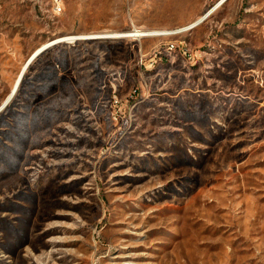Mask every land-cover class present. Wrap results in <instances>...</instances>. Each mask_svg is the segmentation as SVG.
<instances>
[{"label":"rangeland","instance_id":"374dc122","mask_svg":"<svg viewBox=\"0 0 264 264\" xmlns=\"http://www.w3.org/2000/svg\"><path fill=\"white\" fill-rule=\"evenodd\" d=\"M218 1L0 0V264H264V0L36 55Z\"/></svg>","mask_w":264,"mask_h":264},{"label":"bare ground","instance_id":"6f19581e","mask_svg":"<svg viewBox=\"0 0 264 264\" xmlns=\"http://www.w3.org/2000/svg\"><path fill=\"white\" fill-rule=\"evenodd\" d=\"M226 0H219L218 3L215 5V7L207 14H204L202 16H200L198 19H196L193 23H190L185 29L180 28V29H172V30H167V29H135L134 31H124V32H99V33H95L93 35L90 34H77V35H67V36H62V37H58L54 40H52V42H48L46 44H44L37 52L36 55L45 50L46 48L56 45L60 42H73L76 40H80V39H85V38H89V37H98V38H109V39H113V38H123V37H131V36H140V37H145V36H154V35H165V34H175L178 33L179 31L182 30H186L189 27H193L195 25L200 24L202 21H204V19L214 10H216L219 6H221ZM35 55V56H36ZM32 60V59H31ZM27 67V65H26ZM17 84V83H16ZM18 87H16L17 89ZM16 89H13V91L11 92V94L9 95V97L3 102L2 106L0 107V110L3 109L13 98L14 93L16 91Z\"/></svg>","mask_w":264,"mask_h":264},{"label":"built area","instance_id":"2783aa9c","mask_svg":"<svg viewBox=\"0 0 264 264\" xmlns=\"http://www.w3.org/2000/svg\"><path fill=\"white\" fill-rule=\"evenodd\" d=\"M50 7L54 10V13L60 14L64 10V0H49ZM174 44H171L170 47H174Z\"/></svg>","mask_w":264,"mask_h":264},{"label":"crops","instance_id":"0c3cea01","mask_svg":"<svg viewBox=\"0 0 264 264\" xmlns=\"http://www.w3.org/2000/svg\"><path fill=\"white\" fill-rule=\"evenodd\" d=\"M155 36V35H154Z\"/></svg>","mask_w":264,"mask_h":264}]
</instances>
